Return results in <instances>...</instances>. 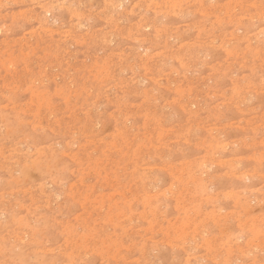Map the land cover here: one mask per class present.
Masks as SVG:
<instances>
[{"label": "rangeland", "instance_id": "374dc122", "mask_svg": "<svg viewBox=\"0 0 264 264\" xmlns=\"http://www.w3.org/2000/svg\"><path fill=\"white\" fill-rule=\"evenodd\" d=\"M262 261L264 0H0V264Z\"/></svg>", "mask_w": 264, "mask_h": 264}, {"label": "bare ground", "instance_id": "6f19581e", "mask_svg": "<svg viewBox=\"0 0 264 264\" xmlns=\"http://www.w3.org/2000/svg\"><path fill=\"white\" fill-rule=\"evenodd\" d=\"M205 1V0H204ZM211 1V0H210ZM125 3V2H124ZM119 4V3H118ZM144 30V29H143ZM136 39V38H135ZM169 66V65H168ZM262 93V92H261ZM94 148V147H93ZM249 153V152H248ZM52 174V173H51ZM30 179V178H29ZM252 188V187H251ZM229 229V228H228ZM65 242V241H64Z\"/></svg>", "mask_w": 264, "mask_h": 264}, {"label": "snow or ice", "instance_id": "6c2138e0", "mask_svg": "<svg viewBox=\"0 0 264 264\" xmlns=\"http://www.w3.org/2000/svg\"><path fill=\"white\" fill-rule=\"evenodd\" d=\"M261 264H264V261H262Z\"/></svg>", "mask_w": 264, "mask_h": 264}]
</instances>
